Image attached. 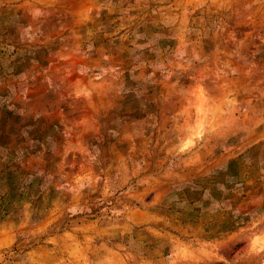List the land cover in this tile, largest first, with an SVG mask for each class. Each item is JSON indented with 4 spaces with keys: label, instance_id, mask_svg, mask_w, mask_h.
Masks as SVG:
<instances>
[{
    "label": "rangeland",
    "instance_id": "374dc122",
    "mask_svg": "<svg viewBox=\"0 0 264 264\" xmlns=\"http://www.w3.org/2000/svg\"><path fill=\"white\" fill-rule=\"evenodd\" d=\"M0 264H264V0H0Z\"/></svg>",
    "mask_w": 264,
    "mask_h": 264
}]
</instances>
